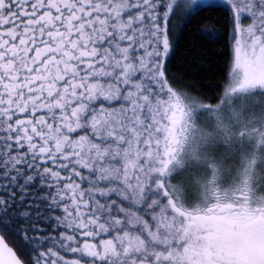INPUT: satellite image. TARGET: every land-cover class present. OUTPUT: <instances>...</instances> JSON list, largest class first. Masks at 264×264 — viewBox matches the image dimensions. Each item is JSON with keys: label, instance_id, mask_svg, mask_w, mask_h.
I'll use <instances>...</instances> for the list:
<instances>
[{"label": "snow or ice", "instance_id": "6c2138e0", "mask_svg": "<svg viewBox=\"0 0 264 264\" xmlns=\"http://www.w3.org/2000/svg\"><path fill=\"white\" fill-rule=\"evenodd\" d=\"M0 264H264V0H0Z\"/></svg>", "mask_w": 264, "mask_h": 264}]
</instances>
